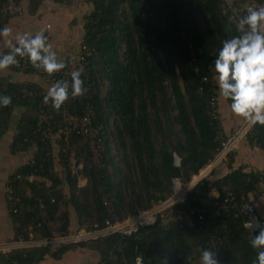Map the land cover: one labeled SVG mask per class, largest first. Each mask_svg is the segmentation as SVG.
<instances>
[{
    "label": "trees",
    "instance_id": "trees-1",
    "mask_svg": "<svg viewBox=\"0 0 264 264\" xmlns=\"http://www.w3.org/2000/svg\"><path fill=\"white\" fill-rule=\"evenodd\" d=\"M88 1L92 9L83 45L91 55L83 76L85 94L69 98L60 109L43 107L47 82L42 87L0 76V93L12 97L10 105L0 107V140L10 132L11 153H31L8 181L16 237L23 240L30 234H69L70 205L79 228L88 231L107 219L150 209L171 195L173 179L189 183L198 175L226 140L213 63L221 42L236 34L228 5L223 0ZM41 2L29 0V10L35 12ZM7 4L0 0V27L13 17ZM24 73L39 72L31 64ZM88 114L92 129L85 134L81 120ZM246 139L264 149V125L253 124ZM75 162L82 165L85 186L79 185ZM263 184L264 170L237 167L223 176L213 170L188 193L189 207L205 209L202 218L158 220L135 237L114 233L54 249L16 248L0 252V264H39L46 255L59 259L75 246L96 250L103 264H136L138 257L142 264H200L204 248L213 249L220 264H252L257 250L250 240L258 231L245 228L242 215L218 211L210 191L216 188L221 196L230 191L242 203Z\"/></svg>",
    "mask_w": 264,
    "mask_h": 264
},
{
    "label": "crops",
    "instance_id": "crops-1",
    "mask_svg": "<svg viewBox=\"0 0 264 264\" xmlns=\"http://www.w3.org/2000/svg\"><path fill=\"white\" fill-rule=\"evenodd\" d=\"M79 4V0H73L70 4L56 2L55 0H42L38 10L31 12L29 10V0H21L23 14L10 18L3 26L11 29V32L3 40H0V54L10 49V46L15 44V37L24 32H31L33 34L43 32L48 37V42L51 43L58 57L66 58L72 53L80 54L85 37L86 15L92 9V4L90 2L85 4V6L87 5L86 8L84 4ZM0 76L10 81H32L40 84L42 87L44 85L46 86L39 73L25 74L7 68L0 70ZM222 101L223 98L220 97L217 112L223 127L222 134L228 138L240 130L245 120L235 116L230 110V104L226 102L223 105ZM12 129L13 131L15 130V125H13ZM11 135L10 132L5 134L0 141V245H5L12 241H19L21 243H19L21 246L19 248L37 247L39 245H37L36 241L40 237L35 234H30L26 240L16 237V224L11 216V200L13 195L8 185L9 178L31 156V153H28V151L18 152L16 154L11 153ZM53 143L54 151L57 153L59 150L58 143L56 140ZM232 155L231 165L229 164V157H222L215 162H210V171L216 170L217 175L223 176L232 168L237 167H244L246 171L264 170V149L251 144L246 139V133L239 137ZM60 166V164L57 165L61 169ZM211 172L208 177H211ZM201 177L202 175L199 173L195 178L197 183L201 180ZM65 190L68 191L67 186ZM218 195L219 191L216 188L210 191V196L216 197ZM250 200L255 203L259 214L264 219V184L259 187L257 193L250 196ZM69 217L70 230L68 235L76 234L77 232L82 233L86 227L79 228L78 215L72 205L69 206ZM9 251L11 250L9 249L4 252ZM99 258L100 254L96 250L90 247L75 246L65 252L59 259H55L51 255H46L44 260L39 264H94L99 261Z\"/></svg>",
    "mask_w": 264,
    "mask_h": 264
},
{
    "label": "clouds",
    "instance_id": "clouds-1",
    "mask_svg": "<svg viewBox=\"0 0 264 264\" xmlns=\"http://www.w3.org/2000/svg\"><path fill=\"white\" fill-rule=\"evenodd\" d=\"M232 12L229 20L234 23L236 34L221 42L213 63L218 91L220 96L230 101V110L235 116L252 124L264 125V4L248 6L242 14L238 9ZM10 32L11 29L6 26L0 27V40ZM24 57L34 68L50 75L67 67L64 61L58 59L43 32L18 34L10 51L0 54V70L19 66L20 59ZM83 76V67L70 70V79L57 80L47 89L44 102L50 101L54 109H60L69 98L85 94L88 87ZM11 102L10 95L0 93V107H6ZM75 168L81 176L78 162ZM256 227L259 230L250 240V246L257 250L252 264H264V227L258 224ZM245 228L254 231L252 222L245 224ZM199 259L200 264H220L217 253L210 248L201 249Z\"/></svg>",
    "mask_w": 264,
    "mask_h": 264
},
{
    "label": "built area",
    "instance_id": "built-area-1",
    "mask_svg": "<svg viewBox=\"0 0 264 264\" xmlns=\"http://www.w3.org/2000/svg\"><path fill=\"white\" fill-rule=\"evenodd\" d=\"M261 4L258 0H231L230 3H228V7L233 14V9H238L240 13H243V10L246 9L248 6L253 7H259ZM8 11V13L15 17L17 15L23 14V8L20 4L17 6L16 0H8L7 7L5 9ZM10 51V49L8 50ZM7 51V52H8ZM91 55V52L88 50L86 45L82 46V51L80 54H70L68 57H66V62L69 65L70 69L65 68L61 72L53 73V74H47L43 70H39L38 72L40 75H42L43 81L47 82L49 87L55 83L58 79L57 75H62V77L67 79V76L70 75V70L83 67L84 71L87 69L89 65V56ZM19 59V58H18ZM58 59L65 62V60L61 57H58ZM31 66V63L28 61L27 57H24L20 59L19 66H16L17 71L20 73H24L26 69H28ZM47 91H43V93L46 94ZM30 96L33 95V93H29ZM213 107H215L216 102L213 99L212 101ZM43 107L46 105H51L49 103H45L44 100L41 104ZM214 117H217L216 112H214ZM45 118L44 114L41 112L40 115V123ZM91 118L90 114H88L86 117H84L83 120H81L82 123V133L89 134L92 127L89 128L88 124L90 123ZM71 125V123L69 124ZM248 125V126H247ZM252 123H249L245 121V130L243 131V128H240L239 131L234 133L232 136L226 138L222 142V148L220 149L219 153L216 155V158H214L212 161L215 162L219 160L220 158L228 157V154L233 152L236 148L237 141L239 137L244 133H247V129L252 127ZM244 127V126H243ZM70 129V128H68ZM79 131V130H78ZM69 133V130L66 131V134ZM176 159V164L180 163V159L178 157ZM211 161V162H212ZM213 164V163H212ZM211 163H209L206 167H204L201 172V179L208 176L210 171ZM82 167V165H81ZM197 177V175H196ZM195 176L192 177V180L189 183H183L179 178L173 179V192L171 195L164 199L160 200L158 203L154 204L152 208L150 209H143L139 210L137 213L133 215H128L127 217L123 219H119L118 217H115L114 221L111 219H107L105 223L102 226L95 225V228L93 230L88 231L87 229H83L82 233L77 232L76 234H57L54 233L52 237L49 238H40L37 239L36 243L39 246H50L52 248L59 247L65 244H78L83 241H90V240H96L100 238H104L107 235L119 233L124 237H135V235L139 232L141 228L149 227L151 225H154L158 220H165L169 218H176L180 221L184 219V215L191 216V215H198L199 218L203 217V213L205 211L202 207H189L188 206V193L189 191L197 184V181L195 180ZM196 181V182H195ZM87 183V179L83 177L82 175L79 176V185L84 186ZM213 205L218 208V211L225 210V211H234L236 215H242L245 219L244 224L251 223L253 224L254 231H258L259 228L256 227L258 224L259 227H264V219L259 214V211L253 201H245L242 203H239L235 194L226 191L223 196L218 195L214 199ZM177 206H181L180 208H177ZM176 208L175 214L173 215L172 209ZM250 230V229H249ZM19 241H12L5 245H0V252H4L7 250H13L16 248L21 247ZM94 264H103L102 262L94 263ZM136 264H142V258L138 257L136 260Z\"/></svg>",
    "mask_w": 264,
    "mask_h": 264
},
{
    "label": "rangeland",
    "instance_id": "rangeland-1",
    "mask_svg": "<svg viewBox=\"0 0 264 264\" xmlns=\"http://www.w3.org/2000/svg\"><path fill=\"white\" fill-rule=\"evenodd\" d=\"M80 1V4L79 5H81V4H84L85 3V1H86V3L85 4H88L89 2L87 1V0H79ZM224 1V3L225 4H227L228 5V3H230V1L231 0H223ZM85 4H84V6H85ZM87 6V5H86ZM86 6H85V8H86ZM222 103H223V105H225V103H226V100L223 98V101H222ZM244 126V127H243ZM241 128H243V131H246L245 130V128H246V126H245V123H244V125H243ZM248 126V125H247ZM249 131V128L247 129V132ZM243 134H244V132H243ZM242 136V135H241ZM1 141V140H0ZM97 240V239H96Z\"/></svg>",
    "mask_w": 264,
    "mask_h": 264
}]
</instances>
